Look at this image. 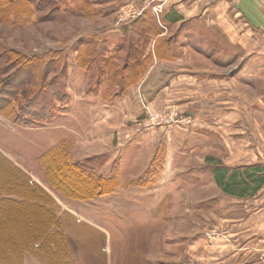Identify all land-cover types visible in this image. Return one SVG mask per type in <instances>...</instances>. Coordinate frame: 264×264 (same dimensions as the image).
Masks as SVG:
<instances>
[{
	"label": "rangeland",
	"instance_id": "374dc122",
	"mask_svg": "<svg viewBox=\"0 0 264 264\" xmlns=\"http://www.w3.org/2000/svg\"><path fill=\"white\" fill-rule=\"evenodd\" d=\"M12 2L0 0V79L14 77L23 108L0 114V152L23 175L0 160V182L49 212L4 203L0 264H264L263 245L248 252L234 234L247 224L231 221L255 213L263 226L264 185L252 192L231 175L264 177V54L191 37L151 0ZM178 58L175 69L189 60L223 80L143 83ZM50 150L116 176V188L60 193L40 163Z\"/></svg>",
	"mask_w": 264,
	"mask_h": 264
},
{
	"label": "crops",
	"instance_id": "0c3cea01",
	"mask_svg": "<svg viewBox=\"0 0 264 264\" xmlns=\"http://www.w3.org/2000/svg\"><path fill=\"white\" fill-rule=\"evenodd\" d=\"M151 2L152 5L161 4L167 6L168 22L175 24V26L183 23L185 25L184 29H186L185 32H188L191 37L199 36L214 40L222 47L243 52L248 51L249 54H264V0H151ZM187 50L183 49V55L187 53ZM182 58L184 57L182 56ZM180 59L178 58L176 62H162V64L159 61L155 62L150 72L142 79L143 83L149 79L146 84H164L168 87L181 83H184L185 86L187 84H199L209 81L221 82L223 80L222 76L214 77L210 73H207L209 74L208 77H201V69L193 67L189 60L184 61L183 59L182 67L175 69L174 67H176ZM220 172L221 170L217 168L216 175L220 176ZM231 178L232 180L238 178L237 181L241 182L246 188H251L252 192H256L262 187L256 188L258 184L250 181L244 173L239 171H235ZM225 179L222 177L221 182L228 180ZM232 193L233 191L229 194L235 197L236 200L245 201V194ZM262 210V227L256 225L257 222L254 223L255 225H251L252 218L257 217L255 213L249 215L247 219H231L233 230H235L236 225L247 224L245 231L238 229L234 231V234H237V239H240L241 236H246L248 252L254 249L252 251L254 254L257 252L255 246L262 244L264 249V207ZM254 226H257L260 230L252 232L253 229L257 230L253 228Z\"/></svg>",
	"mask_w": 264,
	"mask_h": 264
},
{
	"label": "trees",
	"instance_id": "16d2710c",
	"mask_svg": "<svg viewBox=\"0 0 264 264\" xmlns=\"http://www.w3.org/2000/svg\"><path fill=\"white\" fill-rule=\"evenodd\" d=\"M3 1L5 2V7L12 6L14 4L12 2L13 0ZM5 70V67H0V74H3ZM13 78L14 77L8 76L0 79V114L7 117L11 116L16 111V109L21 110L23 108L18 106L17 99L14 98V95L18 93V90L16 89L17 86L13 87L11 85ZM35 116L39 117V114L35 113ZM60 159L61 156L55 150H50L40 157V163L46 170V175L50 185L56 188V190L60 193L65 194L66 192L64 189L65 186H67L70 188L66 193L68 197L73 199L88 200L100 195L109 194L116 188V176H97L94 173H89V167L83 164L69 160H65L61 164ZM0 160L5 164L4 166L7 169H10L11 172L14 170L15 176L19 177L20 175H23L22 171L9 159H7L1 152ZM54 162L59 163L60 165L52 168L50 164L53 165ZM0 176H3L2 169H0ZM249 176L252 182L258 184L256 188L264 183V177L262 178L261 176L256 175ZM216 181L218 184L221 183L220 176L216 175ZM14 187L15 184H11L5 189L4 185L0 182V208L5 205L4 203H10L11 205L18 207L22 209L23 212H25L26 210H31L30 208L36 205L39 210H43L45 213L49 212L48 208L45 207L44 204L37 201L28 200L25 197V194L18 193L16 190L14 191ZM10 194H17L18 196L16 195L17 198L11 197Z\"/></svg>",
	"mask_w": 264,
	"mask_h": 264
},
{
	"label": "built area",
	"instance_id": "2783aa9c",
	"mask_svg": "<svg viewBox=\"0 0 264 264\" xmlns=\"http://www.w3.org/2000/svg\"><path fill=\"white\" fill-rule=\"evenodd\" d=\"M155 118V117H154ZM167 121V120H166Z\"/></svg>",
	"mask_w": 264,
	"mask_h": 264
}]
</instances>
